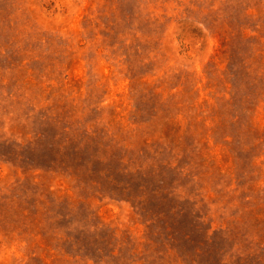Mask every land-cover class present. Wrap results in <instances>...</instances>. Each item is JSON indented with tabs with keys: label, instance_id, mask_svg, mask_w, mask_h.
Returning <instances> with one entry per match:
<instances>
[{
	"label": "rangeland",
	"instance_id": "1",
	"mask_svg": "<svg viewBox=\"0 0 264 264\" xmlns=\"http://www.w3.org/2000/svg\"><path fill=\"white\" fill-rule=\"evenodd\" d=\"M0 264H264V0H0Z\"/></svg>",
	"mask_w": 264,
	"mask_h": 264
}]
</instances>
